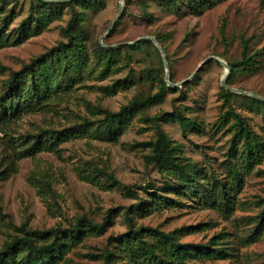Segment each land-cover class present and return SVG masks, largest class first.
Masks as SVG:
<instances>
[{
    "label": "rangeland",
    "instance_id": "1",
    "mask_svg": "<svg viewBox=\"0 0 264 264\" xmlns=\"http://www.w3.org/2000/svg\"><path fill=\"white\" fill-rule=\"evenodd\" d=\"M119 1L104 0L103 8L85 10L81 24L75 27L82 35L81 50L67 48L66 56L60 54L40 65L44 96L31 89L28 74L22 77L18 93L26 96V103L36 97L40 100L1 126L0 169L14 157V149L21 148L18 142L27 141L28 145L38 132L73 127L77 134L60 141L57 150L40 149L17 158L16 171L8 178L2 179L0 174V207L8 213L0 215V246L14 234H22L23 229L69 226L83 215L93 223L104 221L105 226L101 231H88L54 264H103L106 249L119 253L115 237L129 228L125 216L128 207L140 199L149 200L150 191H154L176 201L158 205L147 214L130 212L134 227L170 230L205 222L207 228L178 235V239L199 242L226 231V238L237 245L240 264H264V225L255 240L242 241L255 230L264 204V103L236 90L264 97V0H219L197 14L177 12L157 0H121L120 14L104 35L117 14ZM32 2L0 0V27L11 6L15 16L4 29L7 32L16 27ZM69 14L63 7L61 17L38 34L19 44L0 46V94L12 70L66 41L63 27ZM149 34L163 46L167 66L153 41L130 51L120 47L111 62L93 51L101 41L121 44ZM242 38L247 40L253 62L230 66L227 86L221 83L224 65L212 57L191 76L209 55L240 60ZM166 72L169 80L171 77L178 84L170 85L173 88L160 101L137 107L110 124L100 121L104 109L117 110L134 97L155 92ZM226 89L230 90L228 95ZM17 101L18 97L9 99L0 111L15 109ZM229 106L244 117L250 131L247 141L260 144L261 155L251 158L254 161L248 171L243 169L234 210L225 217L218 209L201 205L198 194L177 178L180 173L146 164L144 155L152 152L147 141L155 139L158 120L178 147L180 163L188 169H204L209 183L226 177L227 158L232 156L240 163L247 156L245 136L235 134V115L225 113ZM116 263L135 264L121 256Z\"/></svg>",
    "mask_w": 264,
    "mask_h": 264
},
{
    "label": "trees",
    "instance_id": "2",
    "mask_svg": "<svg viewBox=\"0 0 264 264\" xmlns=\"http://www.w3.org/2000/svg\"><path fill=\"white\" fill-rule=\"evenodd\" d=\"M157 1L164 7L177 12L188 11L197 14L219 0ZM104 4V0H33L29 5L27 15L19 21L16 27L11 28L7 32L4 28L8 26L15 16L14 7L11 6L4 13L2 17L4 26L0 27V46L5 44H19L31 35L38 34L51 21L61 17L63 7H66L70 14L63 27V32L67 36L66 41L31 57L20 69L12 70L5 79L4 90L0 94V106L5 105L9 99L14 97H18L19 101H17L15 109L10 110L5 107L6 109L4 108L0 111V128L7 121H10L12 118H17L22 112L28 111L32 106L39 103V97H36L33 102L26 103V96L18 93L24 74L30 76L31 89L36 92H41L44 96L46 92L41 89L44 79L41 77V73L38 74L40 65L47 59L59 56L60 54L66 56L67 48L80 51L81 44H83L82 35L75 32V27L81 24L85 10H97L103 8ZM0 12L2 11L0 10ZM152 41L150 38H141L133 43H121L117 46H104L98 43L97 48L93 51L96 56L111 62L113 60V53L120 47L125 51H130V49H139L145 44H152ZM241 43V59L227 61L230 66L239 63L249 66L253 62V54L248 52L247 40L242 38ZM170 80L173 81L171 77ZM171 88L173 86L168 85L165 79L162 78L155 92L145 97H134L128 104L120 106L117 110L104 109L100 121L105 124H110L114 120H121L137 107L160 101L165 92ZM229 91V89H226L225 95H228ZM248 97L259 103H264L254 96L248 95ZM225 113L235 115L237 125L235 134L239 136L244 135L245 144L247 145V156L245 160L239 163L233 160L232 156L227 158L226 177L215 178L213 182L209 183L208 180H205L207 174L204 169H188L184 164L180 163L181 161L176 151L178 147L172 143L171 138L158 120L155 122V139L147 141L152 147V152L146 153L144 158L146 164L154 163L159 169H168L180 173L177 178L181 179L182 185L186 182L188 183V186H184L185 188L192 189L198 194L201 205L216 208L223 216L228 217L234 210L235 194L240 190L243 183V169L248 171L251 162L259 158L257 156L261 155V145H251L248 143L247 139L250 131L246 128L244 117L234 112L231 106L228 107ZM157 117L162 116L159 115ZM76 134L73 132V127L45 130L33 135L34 139L28 145H25L27 141H24V143L23 141L18 142L17 145L21 146V148L14 149V157L7 161L4 168L0 169L1 178L6 179L16 171L15 160L17 158L32 155L40 149L57 150L60 141L76 136ZM251 158H254V160ZM46 184L50 187L49 181H46ZM149 198L151 200L144 201L140 199L128 207L125 216L129 222V228L127 231L115 237L116 243L114 247L118 248L119 253H116L112 249H106L103 252V264H117L116 262L119 260V256L122 259H127L129 263L132 262L135 264H207V261L214 260H226L225 263L220 264H240L237 257V245L232 244L226 238V231L213 233L205 241L185 242L178 239V235L207 228L205 222L175 227L170 230H163L157 226L139 225L138 227H134L131 225L130 212L136 210L147 214L157 208L158 205L176 201L174 197L157 194L154 191H150ZM5 214L8 213L3 212L0 207V215L3 216ZM263 225L264 204L260 210L259 219L256 221L255 230L246 235L242 241L248 242L249 240H255L260 235V230ZM86 226H88V229H86ZM104 226V221L93 223L86 216L82 215L74 224L69 226L57 225L43 229H23L22 234H14L11 239L5 241L0 246V264H54L57 258L62 257L69 249L80 242L88 231L92 229L101 231Z\"/></svg>",
    "mask_w": 264,
    "mask_h": 264
},
{
    "label": "water",
    "instance_id": "3",
    "mask_svg": "<svg viewBox=\"0 0 264 264\" xmlns=\"http://www.w3.org/2000/svg\"><path fill=\"white\" fill-rule=\"evenodd\" d=\"M61 1H66V0H61ZM121 8H122V1L120 0V1H119V8H118L117 14H116V16L114 17V19L112 20V22L110 23V25H109V27L107 28V30H106V32L104 33V35H106V34L109 33L110 29L112 28V26L114 25L115 21L117 20L119 14H120ZM104 35H103V36H104ZM141 38H150V39H152V40L154 41V43L157 45L158 49L160 50V52H161V54H162V57H163V60H164V64H165V66H167L168 62H167V58H166V53H165V51H164L163 46L159 43V41L157 40V38H156L155 35H152V34L144 35V36L137 37V38L134 39V40L123 41V42H120V43H133V42H135L136 40L141 39ZM101 44L108 46V45H115V44H119V43H115V44H105V43H103V42L101 41ZM211 57L214 58V59H216V60H218V61H220V62L224 65V73H223V75H222V77H221V83H222V85L227 86L225 81H226V78H227V76H228V74H229L230 65H229V63H228L225 59H223V58H221V57H219V56H217V55H209V56H206V57H205V58H204V59L198 64V66L195 68V70L191 73V76H193V75L196 73V71H197V70L203 65V63H204L206 60H208L209 58H211ZM191 76H190V77H191ZM188 78H189V77L183 79L182 81H184V80H186V79H188ZM165 81H166V83L169 84V85H176V84H178L177 82H173V81L169 80V78H168V73H167V72L165 73ZM182 81H181V82H182ZM236 90H238V91H242V92H246V93H248V94H250V95H253V96H255V97H258V98L264 99V97H262V96H260V95H258V94H255V93H253V92H248V91H245V90H242V89H236Z\"/></svg>",
    "mask_w": 264,
    "mask_h": 264
}]
</instances>
